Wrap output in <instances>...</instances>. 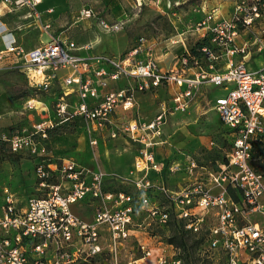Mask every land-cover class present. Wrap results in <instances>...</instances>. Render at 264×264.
Returning <instances> with one entry per match:
<instances>
[{
  "label": "built area",
  "instance_id": "2783aa9c",
  "mask_svg": "<svg viewBox=\"0 0 264 264\" xmlns=\"http://www.w3.org/2000/svg\"><path fill=\"white\" fill-rule=\"evenodd\" d=\"M42 1L4 0L11 11L27 8L28 18L41 16L37 7ZM127 1L132 8H142L148 0ZM78 20H96L109 34L122 30L124 23L109 22L92 8H84ZM258 22H264V0H233L232 10L222 18L216 10L206 13L197 24L203 31L201 40L209 42L202 48L205 55L191 62L183 59L180 69L167 71L160 68L144 37L124 54L107 55L68 36H52L26 50L11 34L4 35L0 69L7 61L20 70L30 88L57 91L53 120L34 122L27 136L14 134L9 140L15 151L31 144L35 135H45L73 118H83L92 130L105 129L113 124L118 108L128 113L139 105V94L164 90L170 106L163 104L154 118L131 119L123 128L140 146L134 161L137 176L109 178L71 161L60 169L51 163L39 165L36 174L44 196L32 197L20 208L12 195L0 203V264H120L121 249L131 237L137 238L143 254L136 264L140 259L145 264H183L170 251L172 244L139 237L143 226L167 230L173 222L204 235L210 249L225 254L226 264H264V221L252 218H264V172L256 167L264 152V32L253 40L246 38ZM50 28L44 26L46 31ZM220 57H225L226 66L217 70L210 65L208 70L205 63ZM189 66L198 70L193 76L186 73ZM61 70L71 73L61 78ZM122 78L129 82L108 91ZM211 86L221 92L213 109L227 128L230 146L224 159L209 168L192 157L171 163L160 159L157 148L168 142V115L188 111L203 88ZM32 102L27 109L39 112ZM178 176L184 181H175ZM109 179L130 184L134 192L107 190ZM81 204L91 208V222L74 211ZM138 213L144 214L142 222Z\"/></svg>",
  "mask_w": 264,
  "mask_h": 264
},
{
  "label": "rangeland",
  "instance_id": "374dc122",
  "mask_svg": "<svg viewBox=\"0 0 264 264\" xmlns=\"http://www.w3.org/2000/svg\"><path fill=\"white\" fill-rule=\"evenodd\" d=\"M225 6H218L215 0H148L142 8H132L114 2L109 9V0H56L57 6L63 8L68 19L60 24V31H66L68 37L77 43H86L100 37L101 44L98 49L107 55H120L126 53L132 46L139 43L144 37L153 44L154 57L161 62V58L169 54L192 61L194 47L200 41L197 36V22L205 15L207 10L220 9L227 14L232 10L233 0H224ZM128 2V1H127ZM92 8L100 17L106 19L108 12L115 15L125 11L123 29L116 33L104 32L96 23V20H82L79 23L71 19L72 14L81 12L84 8ZM225 11V12H224ZM226 14V13H225ZM77 21V18L76 20ZM264 32V22H258L246 38L252 39L257 33ZM49 39L48 35L42 38ZM183 43L186 44L183 45ZM120 44V45H119ZM115 46L117 52L110 51L109 47ZM119 51V52H118ZM261 63V61H259ZM0 69V95L13 101V107L9 113L0 115V140L5 142L0 145V203H3L8 195H12L17 206L24 207L32 197H42L46 191L40 189L36 169L39 165L53 168H61L66 162H75L79 167L90 171H102L109 178L119 176L131 178L138 174L134 171V161L139 153L140 146L134 142L124 131V127L131 119H138V113L148 121L160 111L162 98L165 96L167 107L170 106V95L161 90L157 92L158 99L154 96H144L132 115L118 108L113 115V124L107 128L92 130L84 120V124L78 118L51 128L52 133L35 135L32 143L20 151L11 147L9 139L14 134L27 136L33 131L32 124L39 123L40 114L34 109H27L29 102L40 110H48L50 120L52 109L55 105L54 89L48 93L29 87L25 76L12 65ZM181 64V63H180ZM227 64L225 57H220L214 62H206L205 66L210 70L223 69ZM191 65V63H190ZM258 63H255V68ZM213 87H207L199 100L184 112L169 116L165 128V138L168 141L164 148H157L160 159L169 163L183 161L192 157L199 164L212 167L216 160H221L229 150V142L226 140L227 128L221 122L218 114L213 109ZM215 94H220V89L215 88ZM71 98L77 100V96ZM41 101L45 104H39ZM3 106L1 102L0 108ZM44 106V107H43ZM4 107V106H3ZM2 107V108H3ZM9 107V106H8ZM11 108V107H10ZM121 110V111H120ZM141 116V117H142ZM46 121V120H45ZM116 131L117 136L112 133ZM159 150V151H158ZM258 164L264 172V152ZM184 181L180 176L175 181ZM57 182L56 179L51 180ZM107 190L134 192L130 184L121 180H108ZM8 190V193H6ZM91 210V208H90ZM137 220L142 222L144 214L138 213ZM253 219L264 218L253 216ZM174 226L167 230L157 227L143 226L139 229L143 233L139 236L142 241L169 243V237L174 234ZM146 232L148 234H146ZM152 236L150 240L148 237ZM187 245L173 244L177 256L183 264H226L225 254L220 250L210 249L204 235H187ZM108 245V237L103 240V246ZM136 237H131L124 243L120 252V264H136V260L142 257V251L138 248Z\"/></svg>",
  "mask_w": 264,
  "mask_h": 264
},
{
  "label": "crops",
  "instance_id": "0c3cea01",
  "mask_svg": "<svg viewBox=\"0 0 264 264\" xmlns=\"http://www.w3.org/2000/svg\"><path fill=\"white\" fill-rule=\"evenodd\" d=\"M109 2H110L109 3V9L114 2H119L120 4H122L124 10L127 7L126 5H128V6L130 5L129 2H127V0H109ZM215 3H217L219 7L226 5L224 0H215ZM11 8L12 7L9 4L5 3L4 0H0V51L5 48V41H4L3 37H4V35H7V34H11V36H13L17 40L18 44L26 50H32L34 48L39 47L41 44L49 41L52 38V36H60V37L68 36L66 31H60L59 30L60 24L66 22V20L68 19V15L63 10V8L59 9V7L57 6L56 0H43L42 1V3L37 7V10L41 14L40 17L35 16L34 18H28L26 16L29 12V10L27 8H20V9H17L15 11H11ZM85 8H86V6H85ZM210 11H211L210 9L207 10L205 12V15L197 22V24L206 16V13H209ZM216 11H217L218 18H222V17L227 16V12H225V11L224 12L226 14L223 13L220 9H216ZM97 13H99V11ZM79 14H80V12H78L76 14L73 13L71 16L72 17L71 19L75 22V24L82 21V20H78ZM124 14H125V11L118 13V14H115V15H111L108 12V14L106 15V20L109 22H115L118 19H122L124 17ZM76 18H77V21H75ZM47 24L51 25V28L48 31H46L44 29V26ZM196 31H198L196 33H197L198 38L201 40L203 31L200 32V30H198V29H196ZM44 35H48L49 39L44 41L42 39ZM79 44L84 45V46L92 44L94 46L95 52L105 53V52H100L98 49L99 45L101 44L100 37H97L96 40H93L91 42L79 43ZM147 45L150 46L149 48L153 49V44L149 40L147 41ZM183 45L186 46L185 43H183ZM109 49H110V51H112L114 53V52H117L116 51L117 49L119 50L121 48L120 47L115 48V46H113V47L110 46ZM162 55L164 56V58H161L162 59L161 62L156 59L162 70H164V71L174 70V69H180L182 67V61H181L180 57H178L176 55H173L171 57V56H169V54H167L166 56L164 54H162ZM6 65H8V63H7V61H4L2 63V66H4V67H2V68L8 67ZM188 68H190V69H187L186 73L190 76H193L198 71L197 68L194 66H189ZM70 73L71 72L69 70H61L59 72V75L61 76V78H63L65 75L70 74ZM128 82H129V80L126 78H122L116 82H113L108 87V91L119 90L120 88H123ZM206 88L207 87L203 88L202 93L196 98V101L194 103H196L199 100V98L203 94V91ZM213 88H211V89L214 90L213 91L214 93L212 96V99L214 102V98L216 96H218L219 93L215 94V92H216L215 87H213ZM144 96H150V97L154 96L156 99H158L157 97H160V96H158L157 93L139 94V105H140V101H141L142 97H144ZM167 100L168 99H166L165 96L162 98L161 105H160V111L158 113H156L155 116L158 115L160 112H162L163 104L167 105ZM1 102L3 103L4 107L2 106L3 108L2 107L0 108V115L3 113H9L10 111H8V110L12 109L13 101L9 98L8 99L3 98V96L0 95V104H1ZM193 104H192V106H193ZM41 111H43V108H41L39 110V112H37V113L40 114ZM45 111H46V114H44V112L42 114H40V119H42V121L50 119V115H49L48 110H45ZM50 112L52 113L51 116L53 119L54 118L53 112L51 110H50ZM132 112H134V111H132ZM132 112H129L130 116L132 115ZM116 113H119V111ZM175 114H178V113H175ZM170 115H174V114H169L167 120H169ZM141 116L142 115L138 113V117H141ZM142 118H145V117L142 116ZM161 147H162L161 148V150H162L164 148V145ZM74 211L78 214V216H80L82 219H84L88 222H91L93 220V216L90 212L88 205H85V204L77 205L74 207ZM148 240H150V239H148Z\"/></svg>",
  "mask_w": 264,
  "mask_h": 264
},
{
  "label": "trees",
  "instance_id": "16d2710c",
  "mask_svg": "<svg viewBox=\"0 0 264 264\" xmlns=\"http://www.w3.org/2000/svg\"><path fill=\"white\" fill-rule=\"evenodd\" d=\"M204 46H209L208 39H202V40H200L196 44V46L193 49V51H194V57H196V58H202L205 55L204 52H202V48ZM78 119L81 122V125H83L84 124L83 118H78ZM47 133H49V134L52 133V130L51 129H48L47 130ZM1 144L4 145L5 142H3L2 140H0V145ZM224 157L222 159H224ZM256 167L260 170L261 165L258 164V162H257L256 163ZM171 226H174L173 227L174 228V234L169 237V244H172V245L173 244H177L179 246L186 247V245H187V241H186L187 240V235H196L197 236V234H193L191 232H188V231L184 230L183 226H178V224H176L175 222H173L171 224Z\"/></svg>",
  "mask_w": 264,
  "mask_h": 264
},
{
  "label": "bare ground",
  "instance_id": "6f19581e",
  "mask_svg": "<svg viewBox=\"0 0 264 264\" xmlns=\"http://www.w3.org/2000/svg\"><path fill=\"white\" fill-rule=\"evenodd\" d=\"M39 104H44V103H42L41 101H37ZM44 106H45V104H44ZM43 106V107H44ZM43 111H44V109H43ZM137 264H145V260H143V259H140V260H138L137 261Z\"/></svg>",
  "mask_w": 264,
  "mask_h": 264
}]
</instances>
